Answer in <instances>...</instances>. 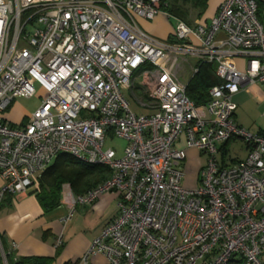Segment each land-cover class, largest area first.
Returning <instances> with one entry per match:
<instances>
[{"label":"built area","instance_id":"built-area-1","mask_svg":"<svg viewBox=\"0 0 264 264\" xmlns=\"http://www.w3.org/2000/svg\"><path fill=\"white\" fill-rule=\"evenodd\" d=\"M161 11L162 0H0V208L65 154L111 176L83 195L64 185L62 225L105 193L118 208L74 264H264V130L240 127L233 102L250 86L264 94V0H224L206 25L178 19L171 40L139 26ZM199 62L221 83L197 106L186 86ZM37 89L39 107L8 121L12 102ZM125 91L149 113H133ZM109 133L126 143L119 158L104 148ZM183 134L185 148L207 156L195 190L183 187ZM234 140L247 158L220 164ZM8 254L0 242V264Z\"/></svg>","mask_w":264,"mask_h":264},{"label":"rangeland","instance_id":"rangeland-1","mask_svg":"<svg viewBox=\"0 0 264 264\" xmlns=\"http://www.w3.org/2000/svg\"><path fill=\"white\" fill-rule=\"evenodd\" d=\"M169 0H166L168 2ZM177 3L175 4L173 0L168 2L170 6L174 5L186 12L185 21L187 24L193 26L194 24L199 25H206L210 18L216 13L219 5L224 0H208L207 7L204 13L197 18L198 10L192 9L190 5L184 4L182 0H175ZM166 9L162 8L160 15L162 16V20L159 22V29L165 32L166 39L170 40L169 37L172 34L173 28L177 23V18L167 16L164 13ZM138 23L142 30L146 33L157 36L154 31L150 29L146 24L150 26L151 22L146 21L144 19H138ZM163 39V40H166ZM161 40V39H160ZM236 66L239 71L245 70V61L243 59L237 58L235 60ZM193 65V62L190 63ZM184 73V74H183ZM189 68L186 65V70L180 73V79L185 81L187 75L189 74ZM140 82V79L137 80V83ZM246 91L253 92L255 94L259 93L257 86H250L245 89ZM36 96L34 98H17L12 102V105L9 107L6 113V118L12 122L16 123L18 120L27 117L30 115L35 109L39 107L41 104L42 99L44 98V93L36 90ZM125 95L129 99L130 108L133 113L135 114H142L147 115L149 111L144 109L139 104L136 103L134 98L129 94L128 91H125ZM264 113V104H258L257 102L250 100L245 104H242L238 107L235 115L238 122L243 124H250L254 125V128L250 129V132H255V129L260 126L264 129V120L262 119V115ZM246 129L247 127L244 126ZM125 141L116 138L112 133L106 137L104 142V148H111L115 151V155L117 158L121 157L122 151L125 148ZM178 149H184L185 153V160L183 163V172H184V181L183 187L186 190H195L199 184V174L202 168L206 165L207 156L201 153L196 148H185L184 143V134L181 137V141L176 145ZM247 150L245 148V144L243 141L234 140L228 143L225 147V150H220L217 154V161L226 166H234L237 162L244 161L247 158ZM71 190V188H70ZM92 204H78L75 212L67 223L66 229L69 231L71 227L74 225L73 233H83L87 236L91 235V232L95 233L98 229V234H100L103 227L113 220L118 212L117 208V199L110 202V204L104 210L103 217L97 215L93 208L91 207ZM106 220V221H105ZM96 236V237H97ZM95 237V238H96ZM94 238V239H95ZM93 239V240H94ZM7 262V259H6Z\"/></svg>","mask_w":264,"mask_h":264},{"label":"crops","instance_id":"crops-1","mask_svg":"<svg viewBox=\"0 0 264 264\" xmlns=\"http://www.w3.org/2000/svg\"><path fill=\"white\" fill-rule=\"evenodd\" d=\"M162 19V16L159 14L150 21V26L146 24L157 35L156 38L161 40L167 37L165 32L161 31V28L159 29V22ZM257 87L259 91L257 94L243 89L233 96V102L237 106L236 111L240 105L250 100L258 104H264V94L261 87ZM235 113V122L240 127L246 129L244 127L246 126V130L248 131L254 128V125L250 126V124L245 125L238 122ZM23 120L24 118L13 124H19ZM263 130L262 127L258 126L255 132L251 133ZM37 186V183L34 184L27 193L15 196L8 195L5 197L0 208L1 245L9 251L12 260L28 257H45L54 258L53 264L74 263L88 250L99 230L97 229L95 233L91 232V235L87 236L80 232H71L74 227L73 225L68 231L66 229L67 224L63 226L61 223L68 208L62 204V207H58L49 213H44L35 195L31 194V191L37 188ZM116 199L115 193H105L99 196L96 201L92 203L91 207L97 215L103 217L106 207L111 201ZM59 233L63 234V248L57 254L55 239ZM10 243H14L16 248L13 250L10 249ZM93 263L103 264L104 259L101 256H96L93 258Z\"/></svg>","mask_w":264,"mask_h":264},{"label":"trees","instance_id":"trees-1","mask_svg":"<svg viewBox=\"0 0 264 264\" xmlns=\"http://www.w3.org/2000/svg\"><path fill=\"white\" fill-rule=\"evenodd\" d=\"M176 4L177 1L173 0ZM184 4L190 5L192 9L198 10L199 18L207 7L208 0H182ZM170 2V0L168 1ZM162 0V8L170 17L177 18L186 23V12ZM171 40V35L169 37ZM216 76L215 66L211 63L199 62L197 72L191 76L186 86L187 97L197 106L203 105L209 100V89L220 84ZM226 147V146H225ZM224 147V150H225ZM111 176L106 166L89 165L82 163L69 155H59L54 162L44 171L36 181L37 188L31 191L35 195L44 213H49L60 206L61 192L64 185H68L74 195H83L89 190L102 184ZM4 252L7 249L2 245ZM63 248H56L58 254ZM7 264H53L54 258L28 257L12 260L10 253L6 256ZM74 264V263H66ZM230 264H241L238 259H232Z\"/></svg>","mask_w":264,"mask_h":264}]
</instances>
